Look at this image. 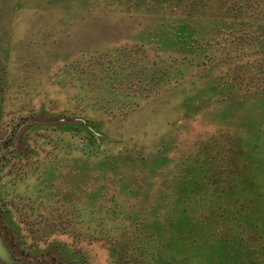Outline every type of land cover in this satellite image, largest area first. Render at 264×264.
Here are the masks:
<instances>
[{
	"label": "rangeland",
	"instance_id": "rangeland-1",
	"mask_svg": "<svg viewBox=\"0 0 264 264\" xmlns=\"http://www.w3.org/2000/svg\"><path fill=\"white\" fill-rule=\"evenodd\" d=\"M0 151L12 264H264V0H0Z\"/></svg>",
	"mask_w": 264,
	"mask_h": 264
},
{
	"label": "flooded vegetation",
	"instance_id": "flooded-vegetation-1",
	"mask_svg": "<svg viewBox=\"0 0 264 264\" xmlns=\"http://www.w3.org/2000/svg\"><path fill=\"white\" fill-rule=\"evenodd\" d=\"M1 159H2V155H1V151H0V170H1V167H2V165H3V162L1 161ZM4 209H3V204L0 202V217L2 216V214H3V211ZM2 228L3 229H7V225L6 224H4V225H2ZM1 227H0V239H1V241H2V243H3V246L6 248V250L8 251V247L6 246V239H11L12 241H13V243H14V239H15V237H14V235H11V236H9L8 235V238L6 237V235L4 234L5 232L3 231V229H2ZM5 235V236H4ZM15 244H16V242H15ZM14 244V245H15ZM8 253H9V251H8ZM9 255L11 256V254L9 253ZM18 257V256H17ZM15 259V258H14ZM16 259H20L19 257L18 258H16ZM0 264H3L1 261H0Z\"/></svg>",
	"mask_w": 264,
	"mask_h": 264
},
{
	"label": "water",
	"instance_id": "water-1",
	"mask_svg": "<svg viewBox=\"0 0 264 264\" xmlns=\"http://www.w3.org/2000/svg\"><path fill=\"white\" fill-rule=\"evenodd\" d=\"M6 248L3 246V243L0 239V261L3 264H12L11 260H10V255L8 254V252H6Z\"/></svg>",
	"mask_w": 264,
	"mask_h": 264
}]
</instances>
